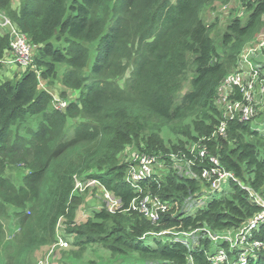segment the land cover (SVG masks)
<instances>
[{"label": "trees", "instance_id": "1", "mask_svg": "<svg viewBox=\"0 0 264 264\" xmlns=\"http://www.w3.org/2000/svg\"><path fill=\"white\" fill-rule=\"evenodd\" d=\"M214 1L19 0L14 7L13 0H0V11L40 48L34 60L52 74L64 66V85L81 91L79 102L66 99L56 109L33 71L16 83L0 82V264H35L33 253L60 233L76 236L81 246H103L123 264L238 261L241 245L214 242L208 230H240L262 212L255 198H264V133L238 117L218 133L216 101L261 28L264 0H239L248 19L231 20L220 48L203 16ZM8 37L0 35V57ZM189 73L191 89L179 97ZM164 128L181 135L169 147ZM190 140L198 145L194 151ZM128 145L166 161L165 172L143 180L140 189L130 186L128 164L119 159ZM211 156L239 182L229 181L191 212L186 201L203 188L200 176ZM181 164L191 174H182ZM81 177L99 182L122 207H102L77 222L81 200L74 189ZM146 196L176 205L153 221L129 209ZM249 241L261 245L245 264H264V222ZM221 249L228 257L216 263L212 257Z\"/></svg>", "mask_w": 264, "mask_h": 264}, {"label": "rangeland", "instance_id": "2", "mask_svg": "<svg viewBox=\"0 0 264 264\" xmlns=\"http://www.w3.org/2000/svg\"><path fill=\"white\" fill-rule=\"evenodd\" d=\"M19 0H13V6L17 7ZM3 13V12H2ZM249 10L242 5L239 0H215L210 6H208L203 13L205 22L210 30V35L215 40V44L220 48L222 35L227 30L228 24L232 19L239 17L243 20L248 19ZM4 14V13H3ZM0 35H8L5 29H0ZM9 38V37H8ZM264 41V15L262 17L261 28L255 33V35L245 44V47L242 52L243 56L247 55L250 49L257 50L255 54H250L255 62L264 63V50H259L260 43ZM11 39L9 38V43ZM40 48L35 50V58L39 54ZM0 82H11L16 83L23 78L26 72L33 71L37 77V87L39 90H47L52 96L53 100L51 107H54V104H57L59 100H68L70 102H79L81 91L78 89L68 88L64 85L62 81L63 72L65 67H60L57 74H52L47 68L43 65H39L36 62V59L28 68H22L17 63H6L7 60H12L14 54L11 50L10 45L5 47L3 51V56L0 57ZM92 59V58H91ZM90 59V60H91ZM193 76L191 73L188 74L180 92L179 97L184 96L191 89V80ZM218 109L222 111L223 105L218 102V97L216 101ZM264 108V103L262 104ZM262 114H259L261 116ZM79 120L76 119L70 125H74ZM251 125L254 129L264 131V116L258 117L251 121ZM162 136L167 142L169 147L172 142H174L181 135L174 133L168 128H164L162 131ZM188 146L196 145L197 143L194 140H190ZM135 152H141L140 148L134 145H128L125 149L119 154V159L121 163H126L129 165L130 159ZM158 158V157H157ZM165 162L157 159V162L154 164L155 172L158 174L165 172ZM182 165V164H181ZM180 172L182 174H189L190 170L183 165L180 167ZM76 186L81 182L83 184L80 188L74 189V195L79 197L81 203L77 209V222L83 223L92 217L94 211L99 210L102 207H106V195L105 189L96 181H88L84 178H79ZM225 188H228L225 185ZM219 195V193L215 194ZM239 230H226L225 232H211L208 230V237L214 241H226L233 248L236 245H240L237 238ZM191 236L187 234L186 236ZM255 241H250V250L243 251L241 250L240 256L243 253L250 254L258 247V245H253ZM33 257L36 259L35 264L40 260H49V264H123L120 263L121 259L119 256H114L110 250L100 246L98 244H89L83 245L78 242V238L74 235L65 236L63 233H60L57 237V242L51 244V246H44L38 248L34 253ZM131 257V256H130ZM47 258V259H46ZM132 259V257H131ZM127 259V260H131Z\"/></svg>", "mask_w": 264, "mask_h": 264}, {"label": "built area", "instance_id": "3", "mask_svg": "<svg viewBox=\"0 0 264 264\" xmlns=\"http://www.w3.org/2000/svg\"><path fill=\"white\" fill-rule=\"evenodd\" d=\"M3 28L9 34L11 42L10 47L14 54L12 60L5 61L6 63H17L22 68H28L32 65L34 59V52L37 45L32 43L25 33L19 30L11 19L0 11V29ZM261 51L264 50V41L260 43ZM257 50L250 49L249 53L239 61L235 70L230 72L225 81L218 89V102L223 105L222 120L220 122L218 133L225 134L227 124L235 119L240 118L241 121H252L257 117L264 116V63L255 62L250 54H255ZM0 61H2L0 59ZM240 93L242 99L236 98ZM68 105L67 100H59L54 104L56 109H64ZM259 114H262L259 116ZM262 133L264 131L258 130ZM198 145H193L194 151ZM207 153L206 147H200V156H205ZM212 165L204 167L201 172V180L204 182L203 188L196 192L193 197L186 201V207L189 211L202 208L206 203L217 193L224 191L225 185L228 186L229 181H237V177L232 172L223 170L217 157L211 156ZM157 162V157L143 152H135L127 167L125 181L135 188L140 189L141 182L155 173L154 164ZM191 174V171L190 173ZM96 181V180H91ZM97 182V181H96ZM78 181L76 182V184ZM99 183V182H98ZM100 184V183H99ZM101 185V184H100ZM83 184L79 182L75 188L82 187ZM102 186V185H101ZM105 189V188H104ZM106 190V189H105ZM106 205L111 212H116L122 207V201L112 192L106 190ZM255 200L261 204L263 210L249 224L239 230L238 242L243 251L250 250L249 238L252 237V231L255 230L259 223L264 222V198L256 197ZM176 203H168L152 196H146L139 200H134L129 209L137 210L145 216L150 217L153 221L159 219L160 213L173 207ZM187 245L195 243L194 239L185 240ZM253 245L260 246L259 241H255ZM228 255L224 249L218 251L212 257L214 262H222L227 259ZM248 254L243 253L238 261L234 264H245ZM47 259V258H46ZM49 260H40L37 264H49Z\"/></svg>", "mask_w": 264, "mask_h": 264}]
</instances>
